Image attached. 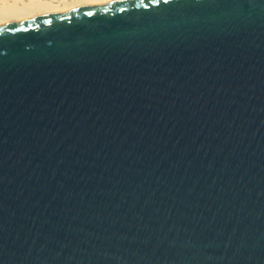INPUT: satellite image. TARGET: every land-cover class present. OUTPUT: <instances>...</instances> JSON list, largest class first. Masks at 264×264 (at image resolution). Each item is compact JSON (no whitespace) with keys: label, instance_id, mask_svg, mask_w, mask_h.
<instances>
[{"label":"water","instance_id":"water-1","mask_svg":"<svg viewBox=\"0 0 264 264\" xmlns=\"http://www.w3.org/2000/svg\"><path fill=\"white\" fill-rule=\"evenodd\" d=\"M0 264H264V0L0 24Z\"/></svg>","mask_w":264,"mask_h":264},{"label":"bare ground","instance_id":"bare-ground-1","mask_svg":"<svg viewBox=\"0 0 264 264\" xmlns=\"http://www.w3.org/2000/svg\"><path fill=\"white\" fill-rule=\"evenodd\" d=\"M110 0H0V24Z\"/></svg>","mask_w":264,"mask_h":264}]
</instances>
